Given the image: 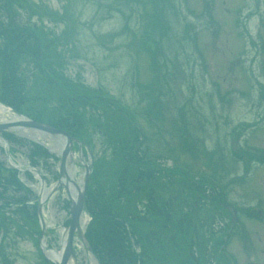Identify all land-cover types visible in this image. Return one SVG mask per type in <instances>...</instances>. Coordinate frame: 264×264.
<instances>
[{
    "label": "rangeland",
    "instance_id": "374dc122",
    "mask_svg": "<svg viewBox=\"0 0 264 264\" xmlns=\"http://www.w3.org/2000/svg\"><path fill=\"white\" fill-rule=\"evenodd\" d=\"M167 3L170 2L27 0L24 8L13 7L11 13L21 29L32 30L36 23L43 24L47 41L52 42L50 46L54 50L55 71L77 85L81 108H89L86 98L93 97L91 100H94L101 95L115 113L117 105L112 103V97L137 114L132 124L140 132L138 141L143 139L141 146L148 153L141 168L149 169L146 159L161 155L158 165L161 167L162 186L168 180L165 175L174 170L172 183L161 190L162 199L171 201L176 208L175 213L172 212L174 218L178 220L194 204L197 209L192 218L194 221L204 219L199 227L200 233L192 240L193 251L201 260L200 264H218L210 254L219 250L221 254L226 251L224 257L230 259L231 264L232 261L234 264H264V0H173L172 5ZM153 4H157L158 10L164 9L168 21L165 20L167 32L149 29L152 17L148 18V15L152 16L153 13L147 11L154 8ZM32 11L40 12L36 15ZM0 20L7 24L6 12L1 11ZM20 33L25 32L20 30ZM148 33L153 35L149 36ZM143 39H148L150 44L158 41L155 46L151 45L152 54L147 50L148 42L146 45L142 43L143 46L139 44ZM21 41L28 42L30 47L35 46L33 39L21 37ZM153 57H159L160 63L164 62L162 57H165V61L172 59V63L167 61V67H163L164 75L158 81L160 89L155 90L163 101L162 113L155 118L144 112L147 103L138 90V85L142 86L154 77L150 66ZM35 72L39 76V72L30 64L25 73L29 78L28 85H31L29 106L37 109L46 104L44 106L51 119L65 114L66 104L63 100L51 98L57 96V92L49 88L48 82H33ZM38 88L44 89V93L36 92ZM100 108L90 109V115L102 113ZM55 109L59 112H54ZM109 115L110 120L101 114L98 124H88L86 132L81 130L92 139L91 146L86 145L83 153L77 149V144L74 145L75 149L73 147L75 177L79 185L82 186L85 164L93 160L90 189L95 202L102 192L103 197L107 198L109 194L115 196L122 191L116 188L120 162L112 154L108 137L112 135L113 142L119 141L120 136L116 134L121 131L128 133V129L126 124L123 127L121 118H118L120 121L115 114ZM68 118L74 121L73 117ZM85 120L89 121V118ZM23 130L31 136L11 133L18 137L12 139V143L10 141L15 149L13 155L8 153L11 161L21 167H29V154L33 148L28 141L40 143L57 159L36 155L35 170L39 171L40 177L21 171L18 173L20 187L8 186L6 191L0 188V246L4 242L9 264H40V253L43 255L40 242L42 225L37 214V225L32 220L24 219L27 229L36 233L34 236L22 232L21 236H5L1 224L4 211L20 207L24 208V215L34 213L33 207L43 195L42 189L51 188L59 172L60 157L51 148L54 143L48 139L50 136H43L28 128ZM2 142L0 139V169L9 167L11 162ZM7 147L10 149L8 143ZM204 153L213 154L212 160ZM242 156L247 160H243ZM249 158H253L251 161L259 158L261 162H252L250 169L245 168ZM188 170L195 179L204 177L211 181L206 185L209 192H213L211 183L216 185L225 201L219 203L217 199H206L203 203H196L188 189V199L179 194L178 175L187 176ZM12 174V171L3 169V176L9 177V180L13 178ZM136 182L132 181L129 189L138 186ZM142 191L133 194L131 207L137 202L138 207H142ZM218 203L226 211L216 206ZM234 208L237 210L236 222L227 237L233 223ZM192 210L194 212L193 207ZM42 217L46 227L42 241L47 243L48 248L60 250V229L69 224L71 217L64 188H59L46 198ZM89 219L84 212V232ZM162 219L159 224L164 222ZM125 225L129 228V244L135 253H139L140 238L131 231L129 223ZM138 226L140 230H150L143 224ZM160 227L157 224L155 229L159 230ZM75 255L76 264H100L96 254L94 258L78 237L75 240ZM192 262L191 259L188 264H194Z\"/></svg>",
    "mask_w": 264,
    "mask_h": 264
},
{
    "label": "trees",
    "instance_id": "16d2710c",
    "mask_svg": "<svg viewBox=\"0 0 264 264\" xmlns=\"http://www.w3.org/2000/svg\"><path fill=\"white\" fill-rule=\"evenodd\" d=\"M168 1L170 3L167 4L172 5L173 0ZM26 2L27 0H0V15L2 11V13L6 12L8 17L7 24H4V22L0 20V102L34 120L47 122L57 128L65 129L71 135L84 141L88 146L93 144L91 142L92 139L85 136L82 131H87L88 124H98L101 114H104V116L107 117V120L111 119L109 114H115V118L120 121L122 119L121 122L124 124L123 127H125L126 124L128 129V133H125L124 131H121L120 134L115 133L118 137L120 136L119 141L113 142L110 137L112 135L108 137L112 144V154L116 156L118 163L120 162V171H118L117 175L116 188L119 187L122 191H119L120 193H117L118 195H115L116 197L109 194L106 198L103 197L104 193H100L98 190L101 200L98 199L96 202L92 200L94 199V194L92 195L90 186L91 179L93 178V167L87 183L86 205L87 211L90 214V219L87 224L85 236L99 259V263L188 264L192 259V261H194L192 263L200 264L201 260L194 254L192 240L200 233L199 227L204 223V219L202 220L198 218L197 221H194L192 217L193 215H196L195 211L197 209L194 204L190 205V210L184 211L182 217H179L178 220L174 218L172 212L175 213L176 208L171 201L163 200L161 193V190L167 189L169 184L172 183L174 170L170 171L168 175L164 174L168 180L166 181V184L164 181L163 184L165 185L162 186L160 180L161 167H159L160 164L158 165V160L161 155H154L153 157L146 159V161L149 162V164H146L150 167L149 169L143 170V168H141L144 164L143 160L148 156V153H145L143 145L141 146V144L144 143L143 139H140L142 142L138 141V134L140 135V132H138L136 130L137 127L132 124V120L137 114L134 113L132 109H128L122 101L112 97V103L117 105V108H115L117 113H115L106 104L107 99L103 98L101 95L95 97L94 100H91L93 97L91 99L90 97L86 98L85 102L89 104V108L85 109L86 107L83 106V108H81L82 100L77 96V92H79L77 85L73 84V82L70 83L55 71L56 67L53 61L55 58L53 53L54 50H51L52 46H50L52 42L49 40L47 41L43 30V24L41 23L38 25L36 23L32 30L29 28H27V30L17 27L18 25L12 16L11 9L17 6L19 8H24ZM156 5L157 4H153L154 8L151 9V11H147L153 13L152 16L148 15V18L152 17L149 29H153V31L159 33L162 30L163 32H167L166 29H168V27L167 23H165V20L167 21L165 11L163 8L159 10L156 9ZM162 5L165 6V4ZM43 10L48 13L45 9ZM34 12L38 15L40 11H32V14ZM39 18L41 19L42 16ZM20 30L25 33L21 34ZM35 31H37L39 35L38 33H35ZM148 34L149 36L153 35V33ZM21 37L24 39H33L35 41V46L30 47L28 42L21 41ZM147 40L148 39H143V42H140L139 44L142 45V43H144L146 45V42H148L147 50H150L152 54L151 45L154 44L155 46L158 41H152L150 44V41ZM42 48L45 50H42ZM159 60H161L159 57H153L150 60L151 72L154 73L153 79L142 86L138 85L141 98L147 103V106L146 104L144 106V112L152 116V118L159 117L162 113L161 108L163 101L157 94H155V90L160 89L158 81L160 77L164 75L163 67H167V61L172 63L171 58H168V60L165 61V57H162V60H164L163 63H160ZM30 64H32V66L35 67V70L39 72V76H37L36 72L32 75V77H35L33 82L39 84L37 80L47 81L48 85H50L49 88L57 92V96L51 98L57 99L58 101L63 100L62 102L66 104L64 111L65 114H63L64 116L56 115L57 118L55 117L54 119H51L50 114L47 113L44 106L46 104L41 107L38 106L37 109L32 108L31 105L29 106V101H31L29 88L31 85H28L29 78L26 77L27 74L25 73ZM43 90L38 88V91L36 92L44 93ZM37 98L40 99L41 97ZM48 102L49 100L47 103ZM99 106H101V108ZM153 107L156 110H154ZM99 108L102 109V113H98L96 116L90 115V109L97 110ZM55 111L59 112L57 109H55L54 112ZM126 115H129L130 118L128 119ZM68 117H73L74 121H70ZM86 117L89 118V121L85 120ZM4 136L10 145V153L13 155L15 149L12 147V144H10V141L12 143V139L18 137L11 133H4ZM141 137H145V135ZM28 142L33 148L32 152L29 154L30 165L35 166L37 164V161L34 160V157H37L36 155H44L47 157L53 156L57 159L55 155L51 154L41 144L35 141ZM141 151H143V154H140ZM250 155L255 157L252 154ZM206 157L212 160L213 154L208 153ZM243 158L244 157L242 156V159ZM245 159L247 160V158ZM252 159L253 158H249V161L245 162V168L250 169L252 162H261L262 158H256V160L251 161ZM3 169L10 170L14 173V175L12 174L13 178H11V180H9V177L3 176ZM0 171V188L2 190L6 191L8 186H14V188L20 187L21 183L18 177L19 171L17 169L4 166ZM188 171L187 176L178 175L177 184L181 187L179 194L184 195L185 198L188 199L190 196V193L187 192L188 189L192 192V197L195 198L196 203H203L206 199H217L219 203L225 201V197L222 196L221 191L217 190L216 185L211 183L213 192H209L206 185L211 181H207L204 177L195 179L196 177L190 173V170ZM26 173L31 175L29 172ZM132 181H137L136 184L139 185L131 190L129 187ZM127 189L130 190L129 193L127 192ZM141 190H143L142 198L144 200L143 205H140L142 207H138V202L131 207L133 194L137 195ZM119 195H121V197L117 199ZM1 196L2 191L0 190V197ZM122 196L123 199H121ZM142 198H140L139 201ZM8 200L5 202H8ZM219 203L216 206L226 211V209L221 207ZM192 207L194 208V212ZM19 208L20 207H17L16 210L4 211V215L1 216V224L4 226L5 236L11 234H18L21 236L22 233L34 236L36 233L27 229L24 219L32 220V223L37 225L36 206L33 207L35 210L34 213L30 212L25 215L24 208ZM120 216L121 218H119ZM162 218H164V222L159 224L160 219ZM126 223H129L131 231L136 233L140 238L138 239L141 245V251L139 253H135L129 244V228L125 225ZM140 224L145 225L150 230H140V227L138 226ZM157 224L161 225L159 230L155 229ZM183 243H185V245H183ZM100 246L103 249H101ZM185 249L187 252H185ZM220 251L221 250H219V252ZM219 252L210 254V256H214V262L218 264H231V262L224 257V254ZM185 253H187L186 257ZM0 260V264H9L5 254L4 242H2L0 246ZM40 264L54 263L47 260L40 253Z\"/></svg>",
    "mask_w": 264,
    "mask_h": 264
},
{
    "label": "water",
    "instance_id": "95a60500",
    "mask_svg": "<svg viewBox=\"0 0 264 264\" xmlns=\"http://www.w3.org/2000/svg\"><path fill=\"white\" fill-rule=\"evenodd\" d=\"M6 107V106H5ZM11 113L15 114L17 117V119L11 120V121H0V139H2V145L7 153V155L9 156V152H8V147H7V142L3 137V132H10V133H18L23 129H31L34 131H37L38 133H40L43 136H50V137H63L64 138V146L61 152H57V154L60 156V164H59V177L57 179V181L54 183V185L49 189V191L45 194V195H40L39 200L37 201V215L38 218L41 222L42 225V233H41V250L44 254V256L52 261L55 264H69L70 262H74V264H76V256H75V252H74V239L76 236H78V238L85 243L87 249L93 254V250L91 248V246L89 245L88 241L86 240L85 236H84V231H83V225H82V221H81V217L83 214V211L86 208L85 205V189H86V183L87 180L89 178V174L91 171V162L90 164H85V173H84V178L82 181V186L81 185H77L76 186V196L73 197L71 196L68 192H67V197L70 201V212H71V218H70V222L69 224L64 227V233H65V240L64 243L61 246V257L56 260V259H52L49 258L48 256L45 255L44 253V249L48 248V247H44L42 240L44 238L45 235V224L43 221V217H42V207L43 204L46 200V198L48 196H50L51 194H53L55 191H57L59 188L63 187L66 191H67V183L65 181H63V177L66 176V165L67 162L69 160L70 157L73 156V147H74V142L78 143L79 146V151H82V145L83 143L71 136L67 131L63 130V129H58L56 127H53L45 122H40V121H36L34 119H31L29 117H27L24 114H20L18 112H16L15 110H13L10 107H6ZM16 129V130H15ZM34 139V138H33ZM9 161H11L10 156L8 157ZM10 165L20 169V170H29L31 172H33V174L36 177H40V174L34 169V168H23L15 163H13L12 161L10 162ZM69 180L73 181L72 179H70L68 177ZM74 182V181H73ZM42 194V193H41ZM225 206H228L226 204H224ZM236 221V213L234 211V218H233V223Z\"/></svg>",
    "mask_w": 264,
    "mask_h": 264
},
{
    "label": "bare ground",
    "instance_id": "6f19581e",
    "mask_svg": "<svg viewBox=\"0 0 264 264\" xmlns=\"http://www.w3.org/2000/svg\"><path fill=\"white\" fill-rule=\"evenodd\" d=\"M19 117H17L15 114L11 113L6 107H4L3 105L0 104V121H11L14 119H17ZM16 130V129H15ZM19 132V130H16ZM20 133L24 134V135H28L31 136V134L29 132H26V130H22L20 131ZM49 140H51L54 145H51V148L56 151V152H61L64 146V138L63 137H49ZM75 168H76V164H75V158L74 157H70L67 165H66V176L63 177V181H65L67 183V192L75 197L76 196V186L79 185L78 181L76 180L75 177ZM68 177L70 179H72L73 181L69 180ZM50 188H44L42 189V194L45 195ZM60 234H61V240H60V245L62 246V244L64 243L65 240V233H64V229L61 228L60 229ZM43 246L47 247V243L42 241ZM44 253L46 256H48L49 258L52 259H56L58 260L61 257V249L60 250H56L54 248H45L44 249ZM71 264V262L69 263Z\"/></svg>",
    "mask_w": 264,
    "mask_h": 264
}]
</instances>
